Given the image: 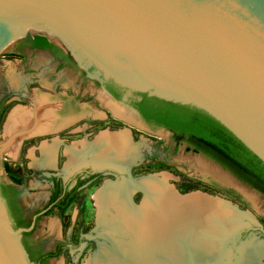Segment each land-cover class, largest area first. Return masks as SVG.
I'll use <instances>...</instances> for the list:
<instances>
[{
    "label": "water",
    "instance_id": "water-1",
    "mask_svg": "<svg viewBox=\"0 0 264 264\" xmlns=\"http://www.w3.org/2000/svg\"><path fill=\"white\" fill-rule=\"evenodd\" d=\"M29 31L125 92L116 101L100 88L137 128L148 131L125 103L134 93L194 105L264 163V0H0V48ZM27 231L14 229L0 191V264H32Z\"/></svg>",
    "mask_w": 264,
    "mask_h": 264
},
{
    "label": "rangeland",
    "instance_id": "rangeland-1",
    "mask_svg": "<svg viewBox=\"0 0 264 264\" xmlns=\"http://www.w3.org/2000/svg\"><path fill=\"white\" fill-rule=\"evenodd\" d=\"M33 33L43 34L41 31H29L27 36H32ZM21 40H15L0 53V99L2 95L7 94L10 97L9 101L12 102L0 124V132L9 113L18 108H32L34 96L39 93L50 99L64 97L75 106L87 107L86 109L89 108L88 110L96 114V117L90 115L81 118L70 124L71 126L68 125L69 127L57 132L25 137L16 146L17 151L13 155L10 147L15 146L13 144L17 137L14 134L11 137L5 136V141L2 136L0 137L3 153L10 156L0 152V182H8L2 170L3 157L12 165H22L27 173L24 184L20 187L23 193L22 203L26 208L33 210L43 206L49 194L48 183L40 175V173L47 175L48 168H42L36 163V160L40 158V148L43 144H52L51 141L54 139L61 141L55 156V161L58 160V168L55 169L61 177L71 172L66 168L69 163L67 147L76 145L77 151H80L83 142L91 143L101 133L127 131L131 142L140 145V160L130 165L123 173L112 168L102 170L100 173H104L103 178L79 195L77 205L74 204L69 208L61 224V220L52 215L40 221L35 236L44 243L46 248L52 247L55 242L70 240L64 253L53 259L50 264H91L101 251V246L109 245L108 241L100 235L101 229L97 222L98 208L94 197L108 182L138 181L148 177L164 181L165 188L162 193L164 195L170 191L179 200L196 198L201 199L199 202L204 204H214L217 200L221 204L229 203L228 206L236 210L240 216L238 229L248 233L244 239L239 236L234 240L226 241L229 242L225 243V250H222L225 257H223V264H236L244 244L264 247L260 232L261 220H264V197L261 194L239 182L205 155L186 151L184 145L174 147V141L166 131L159 128L143 131L126 122L123 123L104 102L107 98L101 93L100 88L94 85L92 79L82 78L78 70L67 65L57 68V61L48 52L18 49V43ZM52 44L62 52L65 51L59 45ZM10 53H14L15 57H6ZM14 78L17 81L20 78V83L16 81L18 85ZM42 78L54 85L48 88L41 83ZM60 78H64L67 84L57 82ZM73 130L80 132L66 134ZM14 131L13 128L8 134ZM48 139L52 140L46 141ZM90 162L89 160L82 165L91 167L94 164ZM143 198L144 195L140 191H136L131 196L133 204L138 206L141 205ZM260 260L259 264H264V259Z\"/></svg>",
    "mask_w": 264,
    "mask_h": 264
},
{
    "label": "bare ground",
    "instance_id": "bare-ground-1",
    "mask_svg": "<svg viewBox=\"0 0 264 264\" xmlns=\"http://www.w3.org/2000/svg\"><path fill=\"white\" fill-rule=\"evenodd\" d=\"M7 46L8 40L0 49ZM14 80L17 81L16 78ZM57 82L67 84L64 78ZM41 83L48 88L54 85L44 78ZM104 102L117 118L135 127L140 126L133 114L108 99ZM86 108L75 106L64 97L50 99L40 93L35 94L32 108L15 109L7 120L5 136L14 134L17 137L15 146L10 147L12 155L25 137L57 132L81 118L96 117ZM13 128L15 131L9 135ZM131 141L127 131L101 133L93 142H83L80 151L76 145L67 148L69 163L66 168L72 170L89 159L97 167L123 173L140 160V145ZM57 144L54 140L52 144L42 145L40 158L36 160L38 166H54ZM163 182L148 177L104 185L94 198L100 235L109 245L101 246L91 264L224 263L222 250H225L229 235L240 221L236 210L228 206L229 203L221 204L217 200L214 204H204L196 198L179 200L170 191L164 195ZM136 191L144 195L139 206L131 200ZM239 255L236 264H259L260 259H264V247L244 244Z\"/></svg>",
    "mask_w": 264,
    "mask_h": 264
},
{
    "label": "trees",
    "instance_id": "trees-1",
    "mask_svg": "<svg viewBox=\"0 0 264 264\" xmlns=\"http://www.w3.org/2000/svg\"><path fill=\"white\" fill-rule=\"evenodd\" d=\"M32 46L40 49L52 48V45L42 36H34ZM105 87L114 100H121L122 94L117 93L118 87L111 83L105 84ZM133 95L137 99L132 103V106L147 124L171 132L177 145L186 144V151L205 155L238 181L264 195V163L208 112L194 105L168 102L156 97H149L147 94L134 93ZM3 167L12 185L22 184L21 177L16 176V172L20 171L18 166L13 167L10 163L4 162ZM3 188L13 190L11 186H3ZM77 194L65 206L61 207L60 215L64 214L70 203L78 200ZM1 195L6 201L14 229L29 228L28 223L16 221L14 218L12 205L10 199L6 197V191L4 194L1 192ZM23 235L26 236L27 233L25 232ZM28 254L30 262L36 264L33 255L29 252Z\"/></svg>",
    "mask_w": 264,
    "mask_h": 264
},
{
    "label": "flooded vegetation",
    "instance_id": "flooded-vegetation-1",
    "mask_svg": "<svg viewBox=\"0 0 264 264\" xmlns=\"http://www.w3.org/2000/svg\"><path fill=\"white\" fill-rule=\"evenodd\" d=\"M33 38H34V36H26L25 38H23L18 43L19 44L18 49H26V50L28 49L32 52H34V51L48 52L50 54V56L53 57L55 61H57V68L60 66L63 67V65L64 66L67 65L71 68H75L76 70L79 71L82 78H87V77L89 78V76L92 74L91 70L85 71V70L80 69L78 67V65L76 64V62L74 61V59L69 54L62 52L59 48H57L55 45L50 43L48 41V39H47L48 43L52 45L51 49H49V48H47V49L41 48L40 49V48L33 47L32 46ZM14 55H15L14 53H10L6 57H8V58L15 57ZM93 82H94L95 86H97L99 88L102 87L108 92L107 88L105 87V84H110V83L101 82L99 80H97V81L93 80ZM118 92H119V94L120 93L122 94V97H121V100H122L125 96V92H123L120 89H118L117 93ZM136 99L137 98H135L134 95L127 96L125 103L127 105L133 107L132 103ZM9 100H10V97H8L7 94H4L2 96V100H1L2 103L0 104V108L2 109L6 105V103H7V107H8L12 103ZM145 126L147 127L148 130L158 129L154 125L147 124L146 122H145ZM159 129H162V128H159ZM78 132H80V131H74L73 130L71 132L69 131V133H66V134H76ZM166 132H168V134L171 136L172 140L174 141L172 133L167 131V130H166ZM50 140H52V139H48L46 141H50ZM53 141H51V142L53 143ZM40 142H42V141H40ZM60 142L57 141V143H58L57 149L59 148V146L61 144ZM181 145H184L186 147V144H184V143ZM181 145H177L176 142L174 141V147H178ZM71 147H73V146H71ZM71 147H67V148H71ZM57 149H56V151H57ZM55 156H56V154H55ZM87 161L89 162L88 159H87ZM3 163H2V168L4 170ZM87 164H89V163H87ZM12 166L13 167L18 166L20 168V171L16 172V176L21 177L22 184L19 186L12 185L9 178L7 177V175L5 173L9 183L5 184V183L0 182V191L2 192V194H4V191H6V194H7L6 197L8 199H10L14 218L16 219V221L28 223V225H29V228H27V229H29V231L26 232L27 235L26 236L23 235L22 239H21L23 246L25 245L24 248H26L25 250H26L27 254L29 252L31 255H33V257L36 261V264H50V262L53 259L60 257L61 254L64 253L66 247H68V245L70 244V242H69L70 240L68 242L67 241H64V242L58 241V242H55L52 247L46 248L44 246V243H42L39 240V238L35 236V233L37 231V227H38L40 221L43 218L52 215V216L58 217L61 220L60 221V224H61L62 219H63L64 215L66 214V212L74 204L77 205L78 200L75 201L74 203H70V205H68V207L65 210L63 215H60L61 207L65 206L68 203V201L71 200V198H73L74 195H76V193H78L77 195L79 197V195L86 188L94 185L98 180L102 179L104 176V173H100L101 171L93 168V165H91V167H85L84 165H81L80 167H78L79 166L78 165L77 166L78 168L75 167L76 169L75 168L72 169L71 172L67 173V175L65 177H61L56 172V169L58 168V160H56V161L54 160V166L53 167H42V168H48V174L47 175L40 173V175L42 176L41 178L42 179L44 178V180L48 183L49 194L47 197V201L45 202V204L43 206H40L36 209L31 210L30 208H26L24 206V204L22 203V194L23 193H22V190L20 189V187H22L24 184L25 178L27 177V173L25 172L24 168H22V165H20V164H14ZM4 172H5V170H4ZM3 186H11L13 190L10 191L7 188L4 189ZM245 186H247V185H245ZM247 187L250 188L249 186H247ZM253 191H255V190H253ZM255 192H257V191H255ZM257 193H259V192H257ZM259 194H261V193H259ZM261 195L264 197L263 194H261ZM94 206H95V204H94ZM261 222H262V230H260V232H261V237L264 240V220L262 219ZM61 228H62V225H61ZM247 233L248 232H246L245 230H242L239 234L240 238L244 239L245 236H247ZM55 254H59V255L53 256ZM28 256H29V254H28ZM32 264H35V263H32Z\"/></svg>",
    "mask_w": 264,
    "mask_h": 264
},
{
    "label": "crops",
    "instance_id": "crops-1",
    "mask_svg": "<svg viewBox=\"0 0 264 264\" xmlns=\"http://www.w3.org/2000/svg\"><path fill=\"white\" fill-rule=\"evenodd\" d=\"M3 96V95H2ZM1 100H2V97H1V99H0V104L2 103L1 102ZM8 111V107H7V103H6V105L1 109L0 108V124H1V122H2V120L4 119V117H5V115H6V112ZM10 114L11 113H9V115H8V117H7V120H8V118H9V116H10ZM7 120H6V122H5V124H4V127H3V129H2V131L0 132V137L2 136L3 138H4V141H5V125H6V123H7ZM3 141V142H4ZM2 151V150H1ZM2 153H3V151H2ZM3 154H5L6 156H8V157H10L8 154H6V153H3ZM3 162H8V160H6L4 157H3ZM2 162V163H3ZM9 163V162H8ZM11 164V163H10ZM2 170H3V168H2ZM3 172H4V170H3ZM4 174H5V172H4ZM7 181V180H6ZM5 184H8L9 183V181L8 182H4Z\"/></svg>",
    "mask_w": 264,
    "mask_h": 264
}]
</instances>
